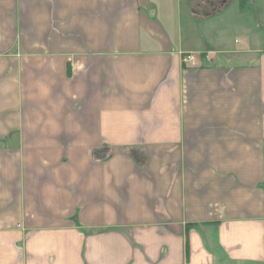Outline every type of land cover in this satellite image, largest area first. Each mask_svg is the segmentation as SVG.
Here are the masks:
<instances>
[{"label": "crops", "instance_id": "crops-1", "mask_svg": "<svg viewBox=\"0 0 264 264\" xmlns=\"http://www.w3.org/2000/svg\"><path fill=\"white\" fill-rule=\"evenodd\" d=\"M262 12L0 0V264H264Z\"/></svg>", "mask_w": 264, "mask_h": 264}, {"label": "rangeland", "instance_id": "rangeland-1", "mask_svg": "<svg viewBox=\"0 0 264 264\" xmlns=\"http://www.w3.org/2000/svg\"><path fill=\"white\" fill-rule=\"evenodd\" d=\"M256 13H257L256 8H253V9H251V10L249 11V13H246V14H249L250 16H255ZM262 13H264V12H262ZM253 18H255V17H253ZM253 31L255 32V35L257 34L258 36L261 35V31H262V36H261V46L264 47V29L257 31L256 28H255V29H253ZM251 33H252V32H251ZM241 35H242V34H239V36H241ZM252 35H253V33H252ZM239 36H236L235 38H239ZM242 36H243V35H242ZM250 38H251V37H250Z\"/></svg>", "mask_w": 264, "mask_h": 264}, {"label": "built area", "instance_id": "built-area-1", "mask_svg": "<svg viewBox=\"0 0 264 264\" xmlns=\"http://www.w3.org/2000/svg\"><path fill=\"white\" fill-rule=\"evenodd\" d=\"M196 59H197V57L195 55L188 54V55H185L183 57V62H184V64L195 63Z\"/></svg>", "mask_w": 264, "mask_h": 264}, {"label": "flooded vegetation", "instance_id": "flooded-vegetation-1", "mask_svg": "<svg viewBox=\"0 0 264 264\" xmlns=\"http://www.w3.org/2000/svg\"><path fill=\"white\" fill-rule=\"evenodd\" d=\"M213 3H214L213 1L212 2L210 1V4H213Z\"/></svg>", "mask_w": 264, "mask_h": 264}]
</instances>
